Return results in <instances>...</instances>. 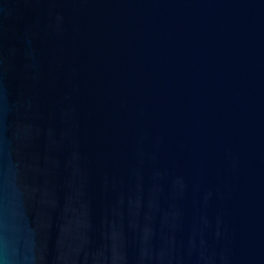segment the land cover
<instances>
[{
    "label": "water",
    "instance_id": "1",
    "mask_svg": "<svg viewBox=\"0 0 264 264\" xmlns=\"http://www.w3.org/2000/svg\"><path fill=\"white\" fill-rule=\"evenodd\" d=\"M0 264H264V0H0Z\"/></svg>",
    "mask_w": 264,
    "mask_h": 264
}]
</instances>
